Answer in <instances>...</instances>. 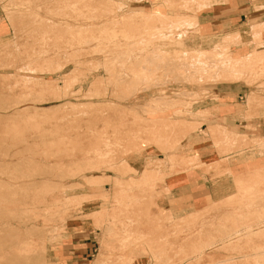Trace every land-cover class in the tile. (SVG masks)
Returning <instances> with one entry per match:
<instances>
[{"label": "rangeland", "instance_id": "374dc122", "mask_svg": "<svg viewBox=\"0 0 264 264\" xmlns=\"http://www.w3.org/2000/svg\"><path fill=\"white\" fill-rule=\"evenodd\" d=\"M221 1L0 0V264H66L69 230L90 235L82 264L203 263L189 222L155 209L156 164L135 176L125 158L177 144L164 116L190 87L264 70L197 50V15ZM253 251L214 264L263 263Z\"/></svg>", "mask_w": 264, "mask_h": 264}, {"label": "crops", "instance_id": "0c3cea01", "mask_svg": "<svg viewBox=\"0 0 264 264\" xmlns=\"http://www.w3.org/2000/svg\"><path fill=\"white\" fill-rule=\"evenodd\" d=\"M234 35L238 38L231 40ZM195 37L197 50L221 44L231 54L258 61L264 56V0H222L197 15ZM219 77L187 89L197 96L188 107L167 109L173 114L164 121H172L180 136L172 149L163 152L152 144L125 158L135 176L149 162L156 164L155 175L162 176L154 190L155 209L189 222L190 244L202 250V264L226 256L244 262L241 257L264 246V70L241 71L236 80L225 71ZM81 232L67 233L61 253L66 264H82L91 250L90 235ZM219 240L231 241L227 249H215ZM206 244L211 246L203 249Z\"/></svg>", "mask_w": 264, "mask_h": 264}, {"label": "bare ground", "instance_id": "6f19581e", "mask_svg": "<svg viewBox=\"0 0 264 264\" xmlns=\"http://www.w3.org/2000/svg\"><path fill=\"white\" fill-rule=\"evenodd\" d=\"M247 57H248V56H247ZM227 59H229V58H226V60H227ZM247 59H249V58H247ZM230 60H231V59H230ZM219 61H220V60H219ZM221 61H222V60H221ZM223 62H224V61H223ZM229 62H230V61H229ZM229 62H228V63H229ZM224 64H225V63H224ZM236 65H237V63H236ZM236 65H235V66H236ZM225 66H226V65H225ZM225 66H224V67H225ZM228 66H229V65H228ZM226 67H227V66H226ZM227 69H228V68H227ZM237 70H238V69H237ZM233 71H234V70H233ZM146 172H147V174L151 173L150 171H146ZM146 172H144L145 175H147ZM148 172H149V173H148ZM144 173H143L142 175L145 177ZM149 175H150V174H149ZM149 175H148V176H149ZM151 177H152V176H149L148 178H151ZM142 178H143V177H142ZM142 178L140 177L139 180L136 179V180L138 181L137 183H139V181H142V183H143L144 180H141ZM146 179H147V178H146ZM135 182H136V181H135ZM140 183H141V182H140ZM198 253H199V252H198ZM200 253H202V251H201Z\"/></svg>", "mask_w": 264, "mask_h": 264}]
</instances>
